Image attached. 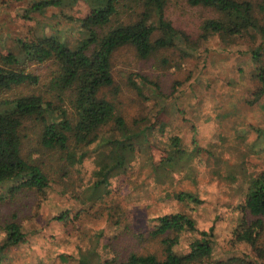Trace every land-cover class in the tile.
Masks as SVG:
<instances>
[{"label": "rangeland", "instance_id": "374dc122", "mask_svg": "<svg viewBox=\"0 0 264 264\" xmlns=\"http://www.w3.org/2000/svg\"><path fill=\"white\" fill-rule=\"evenodd\" d=\"M40 1L0 0V56L18 53V39L58 34L72 46L82 40L79 24L64 17L75 15L78 7L34 10ZM249 1L264 25V0ZM126 7H120L112 25L140 14L130 1ZM220 17L188 0H167L166 18L195 43V49L185 47L189 56L172 49L142 59L131 46L114 54V83L101 97L114 104L126 129L112 122L89 147L76 148L71 141L73 153H87L82 162H72L68 152L44 149L39 126L25 124L22 155L41 165L50 186L13 197L9 184L0 186V197H7L0 200V249L6 224H19L25 234L18 246L0 250V264H121L132 254L162 259L167 235H154L155 219L172 213H186L201 231L214 229V261L254 254L234 232L249 180L264 170V95L257 97L263 85L253 58L262 47L264 67V45L252 31L201 40L203 24ZM41 90L21 87L0 93V100ZM174 138L180 139L183 154L177 166L162 168ZM128 139L134 146L125 153L128 164L112 168L120 151L115 143ZM183 192L202 203L177 201L174 196ZM66 213L70 220L59 221ZM191 239L185 234L176 251L184 253Z\"/></svg>", "mask_w": 264, "mask_h": 264}, {"label": "trees", "instance_id": "16d2710c", "mask_svg": "<svg viewBox=\"0 0 264 264\" xmlns=\"http://www.w3.org/2000/svg\"><path fill=\"white\" fill-rule=\"evenodd\" d=\"M129 1L140 9V14L135 19L112 25L114 17L120 14V7L124 5L126 9ZM188 2L193 7L210 8L221 16L203 24L201 40H208L212 34L234 37L252 31L260 36L264 45V25L258 19L255 3L249 0ZM64 7L80 9L77 8L76 16L64 14V17L79 24L82 40L72 46L68 39L58 34L18 39V53L0 56V93L42 86L38 94L0 100V186L9 184L10 197L24 191L41 193L50 186V178L41 165L22 155V130L27 122L39 126L44 149L68 152L72 162H82L87 153H73L71 141L76 148L89 147L112 122L118 129H126L114 104L101 97L102 90L114 83V54L127 46L133 47L142 59L150 58L159 50L172 49L189 56L185 47L195 49L191 38L166 18L167 0H41L34 5V10ZM262 49L253 53L263 85L257 93L258 98L264 95ZM56 116L57 121L54 120ZM129 140L115 143L120 151L112 159V168L120 169L128 164L125 153L134 150ZM172 143L174 149L169 157L162 159V168L167 169L172 162L177 166L176 158H180L179 153L183 154L180 139L174 138ZM110 168L103 172L104 178ZM5 198L1 196L0 200ZM174 198L184 204L202 203L187 192L176 194ZM238 210L242 216L234 235L237 241L251 246L252 256L214 261V229L201 231L186 213H172L155 219L154 235H167L162 242L164 258L132 254L121 264H264V170L249 180ZM58 220L68 221L70 216L66 213ZM3 229L6 239L1 251L24 241L25 234L19 224L8 223ZM185 234L192 239L185 252L179 254L176 249ZM106 264H115V261Z\"/></svg>", "mask_w": 264, "mask_h": 264}]
</instances>
